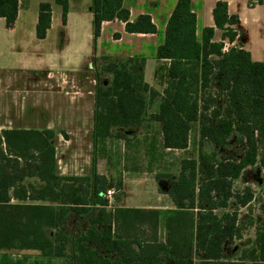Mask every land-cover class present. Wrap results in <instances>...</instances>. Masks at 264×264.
Masks as SVG:
<instances>
[{
	"label": "trees",
	"instance_id": "obj_1",
	"mask_svg": "<svg viewBox=\"0 0 264 264\" xmlns=\"http://www.w3.org/2000/svg\"><path fill=\"white\" fill-rule=\"evenodd\" d=\"M254 1L264 5V0ZM122 2L91 0L95 38L101 24L114 19L129 34L156 32L148 15L130 22ZM54 3L64 25L68 0ZM17 11L18 0H0L7 28ZM212 15L221 41H213L211 28L203 29L198 40L191 0H177L156 50V86L144 81L145 58L94 59L91 176L56 175L51 130L0 132V252L30 251L65 264H264V220L249 246L233 258L225 252L227 243L241 238L238 212L253 198L249 187L235 190L234 183L246 168L264 169V62L252 61L242 48L224 50L239 26L226 2H216ZM50 23L51 4L40 3L38 40ZM192 131L197 156L181 160L175 175H154L157 182L168 181L171 209L114 204L123 190V171L116 169L129 149H143L145 172L153 173L156 152L187 149ZM232 139L243 145L242 158L220 159L214 148ZM117 141L122 148L113 146ZM98 161L105 174H97ZM107 191H113L111 199ZM73 215L85 224L74 234L65 232Z\"/></svg>",
	"mask_w": 264,
	"mask_h": 264
},
{
	"label": "crops",
	"instance_id": "obj_2",
	"mask_svg": "<svg viewBox=\"0 0 264 264\" xmlns=\"http://www.w3.org/2000/svg\"><path fill=\"white\" fill-rule=\"evenodd\" d=\"M218 1L226 2L228 13L239 19V26L235 28L237 37L232 43L225 41L224 50L242 48L249 52L252 61L264 62V5L254 0H191L197 39L203 29L211 28L213 41H221V31L215 28L212 15ZM43 2L51 4V23L45 38L38 40L35 27L38 6ZM176 2L123 0L130 22L139 15H148L156 32L129 34L125 32L124 24L114 19L103 22L99 36L95 38L91 0H68L64 25L61 9L54 0H18L13 26L7 28L4 19L0 18V132L51 130L55 133L56 175L91 176L96 88L94 59L100 56L145 58L144 81L147 83L146 72L152 63L149 69L153 83L147 84L156 86V50L164 41L165 27ZM103 169L104 164L98 161L97 174H105ZM12 203L17 201L12 200ZM0 264L65 262L59 257L13 251L0 252Z\"/></svg>",
	"mask_w": 264,
	"mask_h": 264
},
{
	"label": "rangeland",
	"instance_id": "obj_3",
	"mask_svg": "<svg viewBox=\"0 0 264 264\" xmlns=\"http://www.w3.org/2000/svg\"><path fill=\"white\" fill-rule=\"evenodd\" d=\"M150 66L152 67V63ZM149 67L146 72V81L151 84L153 81ZM155 129L156 126L152 125L151 133H154ZM127 135L130 136V133ZM196 140V133L192 131L190 144L187 149L182 151H164L163 153L157 151L153 173L145 172L146 162L143 157V149L137 153L129 149L126 160L121 161V164H118V169H116L123 171V190L119 195V202L114 204L120 207L126 206L139 209L145 207L172 208L173 205L166 195L168 181L157 182L154 179V175L158 172L175 175L181 160L197 156ZM123 144L122 141H117L113 143V146L122 148ZM214 150L217 152L219 158L223 160H239L244 154L243 145L235 142L234 139L230 140L224 148L216 147ZM99 164H103V162L99 161ZM123 168L129 171H124ZM103 170H105V167ZM234 186L235 190L249 187L253 198L247 207L239 209L238 222L239 226L243 228L241 238L226 244L225 252L228 258H233L242 248L252 243L255 236V227L264 220V208H262L264 207V169H261L259 165L246 168L239 180L234 183ZM84 225L83 220L78 215H73L65 226V232L74 234L78 229L83 228ZM158 236H162L161 232H158Z\"/></svg>",
	"mask_w": 264,
	"mask_h": 264
},
{
	"label": "built area",
	"instance_id": "obj_4",
	"mask_svg": "<svg viewBox=\"0 0 264 264\" xmlns=\"http://www.w3.org/2000/svg\"><path fill=\"white\" fill-rule=\"evenodd\" d=\"M113 194V191H107V193H106V197L108 198V199H111V195Z\"/></svg>",
	"mask_w": 264,
	"mask_h": 264
}]
</instances>
